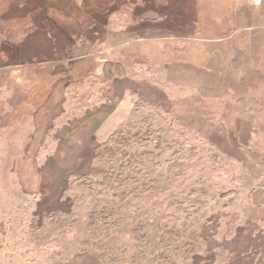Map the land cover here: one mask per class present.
Masks as SVG:
<instances>
[{"label":"rangeland","instance_id":"1","mask_svg":"<svg viewBox=\"0 0 264 264\" xmlns=\"http://www.w3.org/2000/svg\"><path fill=\"white\" fill-rule=\"evenodd\" d=\"M252 22L235 17L238 46L257 38ZM222 46L174 51L163 92L128 101L112 128H75L94 112L66 113L71 137L0 175V264H247L263 240L264 105L245 94L257 65ZM126 66L150 81L147 65ZM56 159L70 170L47 186Z\"/></svg>","mask_w":264,"mask_h":264},{"label":"crops","instance_id":"2","mask_svg":"<svg viewBox=\"0 0 264 264\" xmlns=\"http://www.w3.org/2000/svg\"><path fill=\"white\" fill-rule=\"evenodd\" d=\"M243 12L258 36L238 46L230 37ZM206 37L226 56L257 65L247 69L256 76L246 79L257 82L245 94L264 105V0H0V175H23L42 144L60 143L77 127L115 126L128 101L163 92L174 51ZM138 63L147 65L149 82L126 66ZM104 94L106 108L85 107L84 97ZM72 111L94 113L71 128ZM83 138L79 143L89 141ZM50 163L58 168L47 186L70 170L60 159ZM257 231L263 240L242 254L252 257L247 264H264V221Z\"/></svg>","mask_w":264,"mask_h":264},{"label":"built area","instance_id":"3","mask_svg":"<svg viewBox=\"0 0 264 264\" xmlns=\"http://www.w3.org/2000/svg\"><path fill=\"white\" fill-rule=\"evenodd\" d=\"M256 3H260L262 0H254Z\"/></svg>","mask_w":264,"mask_h":264}]
</instances>
